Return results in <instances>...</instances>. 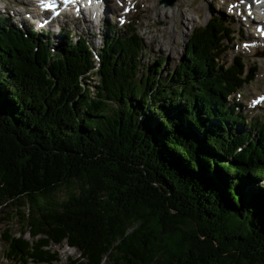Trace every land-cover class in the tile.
Returning a JSON list of instances; mask_svg holds the SVG:
<instances>
[{
	"label": "trees",
	"instance_id": "trees-1",
	"mask_svg": "<svg viewBox=\"0 0 264 264\" xmlns=\"http://www.w3.org/2000/svg\"><path fill=\"white\" fill-rule=\"evenodd\" d=\"M6 21L0 212L14 209L19 237L0 234L4 260L57 263L48 248L65 243L68 264H264V116L230 103L256 71L219 62L228 24L194 28L161 78L164 58L139 75L136 29L107 25L93 53L83 36L54 45Z\"/></svg>",
	"mask_w": 264,
	"mask_h": 264
},
{
	"label": "rangeland",
	"instance_id": "rangeland-1",
	"mask_svg": "<svg viewBox=\"0 0 264 264\" xmlns=\"http://www.w3.org/2000/svg\"><path fill=\"white\" fill-rule=\"evenodd\" d=\"M32 2L33 0H0V23L3 18H7L9 19L6 22L8 25L19 28L21 31L32 30L44 39L50 38L54 45L59 44L60 34L68 33L73 39L75 38L74 40L78 36H83L93 48V53L100 50L103 43V35L107 32V25L119 32H123L127 28L136 29L143 42L139 59V75L142 73L146 74L148 67L153 65L155 60L164 58L161 74H159L161 78L172 71L184 58V51L194 28L204 27L212 19H222L230 26L233 34L231 36L232 42L228 43V49L221 56L219 62L230 65L235 57L240 56L243 58L247 68L250 67V69H255L256 71L253 82L243 86L239 91V95L236 94L230 100V103L234 101L243 106V116L246 117V122L264 116V104L258 109L251 107V101L256 96L264 95V40L258 39V26H254L251 31L246 22H243V20L241 22V19L236 17L235 13L239 12L236 11V8L241 5L237 4V0H176L172 6L167 8L160 6L159 0H134V6L132 5V0H106L116 11L108 13L105 19L97 20V18H94V14H90L91 16L86 14V22L81 19L73 21L67 18L57 25L49 27L43 33H40L34 27H20L16 16H14V12L19 11L21 15L18 19L21 22H23V19L25 21L24 15L29 14L31 9H34V6H31ZM2 8L5 9L4 12H2ZM111 13H115V15L111 17ZM124 13L125 17H123ZM13 16L15 19H13ZM122 18H124L123 21L125 22L120 24L119 21ZM58 28L61 29L59 34ZM47 31L49 32L48 37L45 35ZM258 42H261L258 45L260 48H257V51L249 52L248 48ZM95 72L96 68L94 67L91 71L92 75L84 81L86 88L96 83ZM233 129L237 132L242 128L235 126ZM255 185L263 186L264 182L257 181ZM58 195L63 197V194ZM13 211V208H8L7 210L3 208L0 212V234L9 227L16 238L19 237L17 233L18 222L16 218L8 221V216ZM20 240L31 243V238L28 234L20 238ZM6 248V243L0 239V264H15L3 259V252ZM48 249L58 258V262L53 264H68L69 261L78 257V253L65 243L61 244V246L51 245Z\"/></svg>",
	"mask_w": 264,
	"mask_h": 264
},
{
	"label": "bare ground",
	"instance_id": "bare-ground-1",
	"mask_svg": "<svg viewBox=\"0 0 264 264\" xmlns=\"http://www.w3.org/2000/svg\"><path fill=\"white\" fill-rule=\"evenodd\" d=\"M160 1L161 0H159V5L160 6H163L164 8H167V7H169V6H164V4L162 5V4H160ZM241 1V0H240ZM245 2V1H244ZM22 4V3H21ZM37 0H33V2L31 3V6H34V9H35V7H37ZM237 4H240V2H239V0H237ZM44 7V4L42 3V8ZM34 9H31V13L32 14H35L36 13V10H34ZM116 11V9L112 6V5H110V4H108L107 2H106V0H102V2H101V4L100 3H98V7H97V9H96V13H95V16H96V18H97V20H102V19H105V17H106V15L108 14V13H110V12H115ZM149 11V10H148ZM236 11H239V12H241L242 11V7H241V5L238 7V8H236ZM112 14V13H111ZM21 15V12H19V11H15L14 12V16H16V19H18L19 18V16ZM28 15V14H27ZM31 18H33V16L31 15ZM83 18H84V16H83ZM86 22V21H85ZM258 29V37H259V39H261V40H264V38H262V36H263V32H264V29L262 28V26H258L257 27ZM259 44H261V42H258V43H255L254 45H252L250 48H248L249 49V52L251 51V52H254V51H257L258 49L257 48H260V47H258V45ZM256 47V49H254Z\"/></svg>",
	"mask_w": 264,
	"mask_h": 264
},
{
	"label": "water",
	"instance_id": "water-1",
	"mask_svg": "<svg viewBox=\"0 0 264 264\" xmlns=\"http://www.w3.org/2000/svg\"><path fill=\"white\" fill-rule=\"evenodd\" d=\"M175 1L176 0H161L160 4H162V5L164 4L165 7L166 6H172Z\"/></svg>",
	"mask_w": 264,
	"mask_h": 264
},
{
	"label": "snow or ice",
	"instance_id": "snow-or-ice-1",
	"mask_svg": "<svg viewBox=\"0 0 264 264\" xmlns=\"http://www.w3.org/2000/svg\"><path fill=\"white\" fill-rule=\"evenodd\" d=\"M262 99H264V98H262Z\"/></svg>",
	"mask_w": 264,
	"mask_h": 264
}]
</instances>
